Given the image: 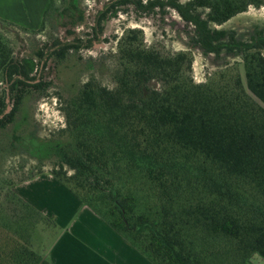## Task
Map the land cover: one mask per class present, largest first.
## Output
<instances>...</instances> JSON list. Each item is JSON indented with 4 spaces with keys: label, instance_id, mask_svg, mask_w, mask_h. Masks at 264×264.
Returning <instances> with one entry per match:
<instances>
[{
    "label": "trees",
    "instance_id": "trees-1",
    "mask_svg": "<svg viewBox=\"0 0 264 264\" xmlns=\"http://www.w3.org/2000/svg\"><path fill=\"white\" fill-rule=\"evenodd\" d=\"M79 1L68 0L57 16L75 25ZM52 7L49 0L38 31L0 18L2 131L26 127V98L48 89L36 68L84 46L75 38L56 41L48 55L16 56L10 37L37 34ZM249 7L264 0H108L91 38L121 8L162 19L172 10L192 28L185 48L172 52L147 44L142 29H124L114 37L108 83L90 76L62 100L64 127L55 136L13 135L11 147L43 148L51 176L151 264L264 260V30L243 42L217 29ZM196 51L215 69L201 83L192 75ZM5 199L0 264H54L33 250L32 232L55 224L15 191Z\"/></svg>",
    "mask_w": 264,
    "mask_h": 264
},
{
    "label": "rangeland",
    "instance_id": "rangeland-1",
    "mask_svg": "<svg viewBox=\"0 0 264 264\" xmlns=\"http://www.w3.org/2000/svg\"><path fill=\"white\" fill-rule=\"evenodd\" d=\"M178 1L185 3L190 0ZM67 2L68 0H53V7L47 16L44 27L37 34L16 30V36L10 37L16 56H35L36 52L41 49L48 55L52 50L50 47L56 41L71 43L75 38L83 41L84 46L78 50H71L61 61L54 59L47 61L44 69L40 66L37 67L33 76L44 78L50 85L44 95L33 94L26 98L20 113V118L22 116L26 118V127L16 134L13 133L11 126L3 131L0 130V205L5 204V194L9 190L14 191L16 185L20 186L22 182L27 181L28 177L37 176L39 172L38 175H51L50 170L53 168V163L47 158L43 148L28 152L21 146H18V149L11 147V142H15L13 135L31 134L40 141L55 136L58 130L64 127V118L60 110L62 100L92 75L96 76L103 84L108 83L107 68L111 60L109 54L113 53L115 46L114 37L119 36L126 28H139L144 32L147 44L157 42L163 45L166 50L176 52L185 48L184 44L187 41L185 33L192 30V28L186 29L184 23L172 10H168L162 19L159 15L137 16L131 9L121 8L116 16L109 18L103 24L102 34L97 39H93L91 38V29L94 26L95 18L98 12L104 9L108 0H80L78 11L81 13V18L75 21V25L70 21H62L57 16V10L66 6ZM8 22L14 24L11 21ZM217 29L234 32L239 40L249 41L255 31L264 30V7L259 9L249 7L245 13L235 16ZM88 40H91L90 47L85 46ZM95 60L97 72H93L90 67ZM212 60V57H202L199 51L194 53L192 75L196 83L204 82L206 77L215 70ZM8 105L7 112L11 107L10 103ZM43 186L46 187L45 184ZM44 187H40L41 189L39 186L37 187L39 194L45 192ZM39 202L37 203L39 204ZM46 208L45 206L44 209ZM96 220L118 238L122 244V247L119 248L122 253L124 247L127 246L130 252L135 254L137 263L134 264H141V262L151 264L106 224L99 219ZM60 233L61 228L56 225L55 227L37 226L32 232L33 250L40 255L47 254L53 243L59 238ZM252 264H264V260L254 256Z\"/></svg>",
    "mask_w": 264,
    "mask_h": 264
},
{
    "label": "crops",
    "instance_id": "crops-1",
    "mask_svg": "<svg viewBox=\"0 0 264 264\" xmlns=\"http://www.w3.org/2000/svg\"><path fill=\"white\" fill-rule=\"evenodd\" d=\"M48 2L49 0H0V18L37 31L42 25ZM22 183L20 186L16 185L15 193L61 228L59 238L53 243L49 252L43 255L54 264H134L136 262L135 254L131 253L127 246H123L122 253L119 250L122 244L118 238L96 220L101 219L53 176L41 174ZM44 184L46 187L43 186ZM38 186L44 187L43 194H39Z\"/></svg>",
    "mask_w": 264,
    "mask_h": 264
},
{
    "label": "flooded vegetation",
    "instance_id": "flooded-vegetation-1",
    "mask_svg": "<svg viewBox=\"0 0 264 264\" xmlns=\"http://www.w3.org/2000/svg\"><path fill=\"white\" fill-rule=\"evenodd\" d=\"M9 103V101L7 100V104ZM9 107V106H8ZM8 107H7V110H8ZM7 110H6V113H7Z\"/></svg>",
    "mask_w": 264,
    "mask_h": 264
},
{
    "label": "water",
    "instance_id": "water-1",
    "mask_svg": "<svg viewBox=\"0 0 264 264\" xmlns=\"http://www.w3.org/2000/svg\"><path fill=\"white\" fill-rule=\"evenodd\" d=\"M8 110H9V107H8Z\"/></svg>",
    "mask_w": 264,
    "mask_h": 264
}]
</instances>
